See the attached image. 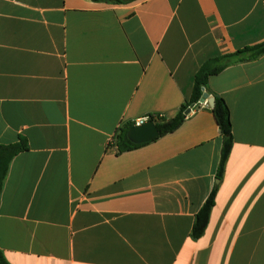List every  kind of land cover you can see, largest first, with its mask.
<instances>
[{
  "label": "crops",
  "instance_id": "crops-1",
  "mask_svg": "<svg viewBox=\"0 0 264 264\" xmlns=\"http://www.w3.org/2000/svg\"><path fill=\"white\" fill-rule=\"evenodd\" d=\"M264 43V0H0V145L25 138L0 199L10 264H264V56L210 78L234 145L201 104L117 155L128 124L173 117L209 59Z\"/></svg>",
  "mask_w": 264,
  "mask_h": 264
},
{
  "label": "trees",
  "instance_id": "trees-1",
  "mask_svg": "<svg viewBox=\"0 0 264 264\" xmlns=\"http://www.w3.org/2000/svg\"><path fill=\"white\" fill-rule=\"evenodd\" d=\"M94 1L126 4L134 0ZM262 56H264V43L256 46L243 48L233 54L217 56L207 60L195 76L194 86L190 97L182 104L175 116L170 118L159 116L149 117L150 120L154 122L155 126L159 131L158 138H162L175 133L182 127L185 121L190 117L191 113L187 114L188 110H199L203 107L200 104V100L205 93L212 97L215 100V106L211 109V112L213 113L215 121L219 127L222 142L220 162L217 173V180H219L220 182L223 180L226 165L234 145L233 124L231 119V112L227 103L221 96L216 94L210 88L209 81L211 77L221 74L225 69L232 65L253 61ZM133 127V124H128L127 126L122 128L119 135L117 136L116 142L113 145L117 152V155L138 149L146 145H136L128 140L127 133ZM27 151H29V144L25 138H20L17 143L12 145H0V199L13 159L19 154ZM218 190L219 185L213 188L212 192L203 204L202 208L195 216V222L191 234V237L194 240L201 239L207 230L212 210L216 204ZM0 264H10L5 258V255L1 249Z\"/></svg>",
  "mask_w": 264,
  "mask_h": 264
},
{
  "label": "water",
  "instance_id": "water-1",
  "mask_svg": "<svg viewBox=\"0 0 264 264\" xmlns=\"http://www.w3.org/2000/svg\"><path fill=\"white\" fill-rule=\"evenodd\" d=\"M200 104H208L211 108L215 106V100L207 93L203 95L200 100ZM191 113V109L187 111V114ZM159 137V131L154 122L149 120L139 126H134L127 133V138L130 142L136 145H142L150 143ZM220 183L217 180L216 185Z\"/></svg>",
  "mask_w": 264,
  "mask_h": 264
},
{
  "label": "built area",
  "instance_id": "built-area-1",
  "mask_svg": "<svg viewBox=\"0 0 264 264\" xmlns=\"http://www.w3.org/2000/svg\"><path fill=\"white\" fill-rule=\"evenodd\" d=\"M159 117H165V116H164L163 114H160ZM149 120H150L149 117H148V118H144V119H140V120H138V121L136 122L135 126H136V125L139 126V125H141V124H143L144 122H147V121H149ZM120 131H121V130H119V132L117 133V135L114 136V137L110 140V144H112V145L115 144L116 139H117V136L119 135Z\"/></svg>",
  "mask_w": 264,
  "mask_h": 264
}]
</instances>
